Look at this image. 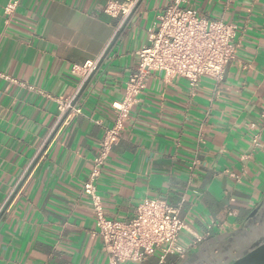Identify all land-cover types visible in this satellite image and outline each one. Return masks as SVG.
<instances>
[{
  "label": "crops",
  "instance_id": "1",
  "mask_svg": "<svg viewBox=\"0 0 264 264\" xmlns=\"http://www.w3.org/2000/svg\"><path fill=\"white\" fill-rule=\"evenodd\" d=\"M109 1L0 0V264H110L83 185L148 30L174 0H142L119 32ZM184 6L237 26L236 59L219 85L153 72L97 186L107 218L130 221L158 198L195 234L217 226L194 248L185 231L184 258L124 264H230L264 236V0ZM106 52L85 88L84 66ZM79 94L81 113L63 120L61 104Z\"/></svg>",
  "mask_w": 264,
  "mask_h": 264
},
{
  "label": "built area",
  "instance_id": "2",
  "mask_svg": "<svg viewBox=\"0 0 264 264\" xmlns=\"http://www.w3.org/2000/svg\"><path fill=\"white\" fill-rule=\"evenodd\" d=\"M141 1L126 0L119 3L110 0L107 3L105 13L114 18H122L118 32ZM184 3L185 0H174L170 7L158 15L157 22L148 30V41L138 52L140 61L126 82L124 98L113 104L117 111L116 120L111 127L104 128L98 154L83 185L82 192L91 199L96 214V235L103 241V250L110 264L141 263L158 252L162 253L163 258L168 255L184 258L188 248L183 247L179 241L185 231L193 235L189 248H194L209 238L211 230L217 226L212 222L206 234H195L181 218L180 208L158 198H146L130 221L110 219L105 216L97 186L111 152L122 137L129 115L139 103L153 72H163L169 79L185 78L193 88L203 78H210L219 85L225 78L227 66L236 59L237 26L201 17L195 10L185 7ZM17 5V2H11L6 8L7 14L12 15ZM97 63L89 62L84 66L87 79ZM74 71H78L77 68ZM74 100L61 104L63 117L67 113V117L81 113V110L73 106ZM254 145L262 147L258 136L254 139ZM249 157L242 158L246 160Z\"/></svg>",
  "mask_w": 264,
  "mask_h": 264
},
{
  "label": "water",
  "instance_id": "3",
  "mask_svg": "<svg viewBox=\"0 0 264 264\" xmlns=\"http://www.w3.org/2000/svg\"><path fill=\"white\" fill-rule=\"evenodd\" d=\"M141 2L139 3V5L141 4ZM139 5L134 9V11L131 13V15L127 18L124 25L122 26V29H124L127 26L129 21L131 20V18L134 16L136 11L138 10ZM106 55H107V52L103 55L102 59L97 64L96 68L91 73L90 77L88 78V81H87L85 88L87 87V85L89 84V82L93 78V76L95 75L96 71L99 69V67H100L101 63L103 62V60L105 59ZM85 88H83L82 91H84ZM79 96H80V94L74 100L73 106H75ZM67 115H68V113L66 115H64L63 120L66 119ZM60 125H61V123H59L57 129H59ZM17 190H19V189H17ZM260 213H261V207L255 209L253 211V213L251 214L250 218L256 217L257 215H260ZM262 217H263L262 221L261 220L258 221V219H257V221L260 224L261 223L264 224V215ZM246 232L248 234H250L249 231H246ZM255 240L256 241L254 243H252V245H250L247 249H245L244 251L239 253L238 257L234 261H232V263H230V264H264V236L258 237Z\"/></svg>",
  "mask_w": 264,
  "mask_h": 264
}]
</instances>
